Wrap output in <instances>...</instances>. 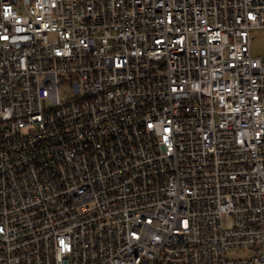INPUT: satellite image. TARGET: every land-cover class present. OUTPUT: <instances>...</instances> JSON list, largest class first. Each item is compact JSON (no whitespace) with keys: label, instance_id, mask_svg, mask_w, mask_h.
Listing matches in <instances>:
<instances>
[{"label":"built area","instance_id":"1","mask_svg":"<svg viewBox=\"0 0 264 264\" xmlns=\"http://www.w3.org/2000/svg\"><path fill=\"white\" fill-rule=\"evenodd\" d=\"M254 31L264 0H0V264H264Z\"/></svg>","mask_w":264,"mask_h":264},{"label":"rangeland","instance_id":"2","mask_svg":"<svg viewBox=\"0 0 264 264\" xmlns=\"http://www.w3.org/2000/svg\"><path fill=\"white\" fill-rule=\"evenodd\" d=\"M252 43H251V51L254 55L264 54V32L254 31L252 34ZM238 253L237 255L241 254V249L234 250V253ZM229 255L232 252L228 253ZM236 255V256H237Z\"/></svg>","mask_w":264,"mask_h":264}]
</instances>
